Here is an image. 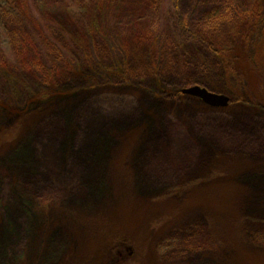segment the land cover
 <instances>
[{"label": "rangeland", "instance_id": "obj_1", "mask_svg": "<svg viewBox=\"0 0 264 264\" xmlns=\"http://www.w3.org/2000/svg\"><path fill=\"white\" fill-rule=\"evenodd\" d=\"M8 1L0 264H264V24L251 91L215 55L264 0ZM194 85L228 104L178 93Z\"/></svg>", "mask_w": 264, "mask_h": 264}, {"label": "trees", "instance_id": "obj_2", "mask_svg": "<svg viewBox=\"0 0 264 264\" xmlns=\"http://www.w3.org/2000/svg\"><path fill=\"white\" fill-rule=\"evenodd\" d=\"M16 1L17 0L8 1V3H9L8 5L9 6H12L14 8ZM178 1L179 0H174V8L175 9H177ZM19 5H21V4H19ZM24 8L25 7L22 4V8L20 10L22 13L25 12V9ZM91 8H92L93 13H94L95 12L94 11L95 10V5H91ZM261 8L263 9V14H262L263 20L261 19V21L259 23H256L255 22V23L252 24L253 25L252 27H249L247 29H241L237 33H235L234 31H231L230 34H229V36H232L233 38H230V39L227 38V39H225L223 41L224 43L222 45H220V47L218 49H216V51H215V55L217 56L218 61H221L222 65L224 66V69L228 65H230V66L231 65H238V69L240 71H238L237 75H238V79H239V82H240V86L242 88L245 87L246 89H248V91H251V86H249V81L246 78V75L244 76V74H243V70L244 69H242V68H245L246 65H248L252 70H255V72H257V73L260 74V72L258 70H256L255 64L254 63H251L250 60H249V58L251 59V61L253 59H256L254 56H251V52H252L253 48L251 49V46H250L251 45V42H250V38L249 37H250L251 32H252L251 31V28L258 29V28L261 27L262 24H264V6L261 7ZM241 21H243V20H241ZM190 35L192 37L195 36L192 33H190ZM225 37H227V36H225ZM208 42H209V40H208ZM112 48H113V50H115V47L114 46ZM254 53L257 54L259 52L255 51ZM252 62H255V61H252ZM146 65H148V64H146ZM115 69H117L116 63H114L111 66V68L107 69L108 70L107 72L102 73L103 75L105 74L106 76L105 75L102 76L101 79H100V81L103 82V83L105 81H107L108 80L107 79L108 78L107 75L109 73H113ZM226 73H227V76H229L228 75V72H226ZM260 76H261V80L264 83V73H263V75L260 74ZM249 80H251V79L249 78ZM235 92L237 93V95L235 94V100L242 101V97H240V93L237 92V91H235ZM178 93H181V91L179 90ZM52 94L53 95H56V96H59L60 95V91L57 88H55V86H53V85H51L48 90H42L37 95L32 96V97H30V99L23 101L20 104V106H18V107L17 106H6L4 108L6 109L7 112H9V115L10 114H13L18 119H21L22 117H26L27 115H29L31 113V112H29V108H28V106L30 104L34 105L35 103H37V101H39L41 99H45V98H47L48 96H50ZM252 94L253 95H252L251 101H254L255 99H257V101L255 100L256 102L259 101V102H261V103L264 104V100L263 99L257 97L254 93H252ZM186 96H188V95H186ZM39 107L40 106H37V108L35 110H37ZM111 247H113V246L111 245L110 248Z\"/></svg>", "mask_w": 264, "mask_h": 264}, {"label": "water", "instance_id": "obj_3", "mask_svg": "<svg viewBox=\"0 0 264 264\" xmlns=\"http://www.w3.org/2000/svg\"><path fill=\"white\" fill-rule=\"evenodd\" d=\"M182 94L193 96L198 98L204 104L208 106H215V107H224L228 103V98L224 94H217L214 92H209L203 87L199 86H189L187 88H183L180 90Z\"/></svg>", "mask_w": 264, "mask_h": 264}, {"label": "bare ground", "instance_id": "obj_4", "mask_svg": "<svg viewBox=\"0 0 264 264\" xmlns=\"http://www.w3.org/2000/svg\"><path fill=\"white\" fill-rule=\"evenodd\" d=\"M189 217H192V216H189Z\"/></svg>", "mask_w": 264, "mask_h": 264}]
</instances>
